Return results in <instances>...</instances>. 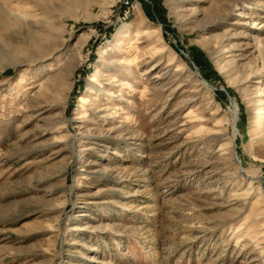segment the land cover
I'll list each match as a JSON object with an SVG mask.
<instances>
[{
    "label": "rangeland",
    "instance_id": "rangeland-1",
    "mask_svg": "<svg viewBox=\"0 0 264 264\" xmlns=\"http://www.w3.org/2000/svg\"><path fill=\"white\" fill-rule=\"evenodd\" d=\"M123 1L0 0V264H264V0Z\"/></svg>",
    "mask_w": 264,
    "mask_h": 264
},
{
    "label": "built area",
    "instance_id": "built-area-1",
    "mask_svg": "<svg viewBox=\"0 0 264 264\" xmlns=\"http://www.w3.org/2000/svg\"><path fill=\"white\" fill-rule=\"evenodd\" d=\"M123 3H124V5H128L129 4V0H124Z\"/></svg>",
    "mask_w": 264,
    "mask_h": 264
},
{
    "label": "bare ground",
    "instance_id": "bare-ground-1",
    "mask_svg": "<svg viewBox=\"0 0 264 264\" xmlns=\"http://www.w3.org/2000/svg\"><path fill=\"white\" fill-rule=\"evenodd\" d=\"M243 173V172H242ZM245 176H247L245 173H243Z\"/></svg>",
    "mask_w": 264,
    "mask_h": 264
}]
</instances>
